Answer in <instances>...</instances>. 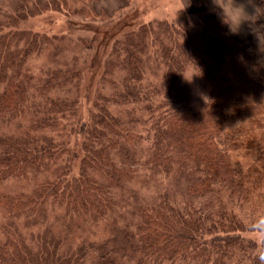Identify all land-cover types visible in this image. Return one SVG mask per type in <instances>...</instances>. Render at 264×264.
<instances>
[{
    "label": "trees",
    "instance_id": "1",
    "mask_svg": "<svg viewBox=\"0 0 264 264\" xmlns=\"http://www.w3.org/2000/svg\"><path fill=\"white\" fill-rule=\"evenodd\" d=\"M5 2L0 264H260L264 238L244 233L264 217L249 199L264 163L239 167L216 100L195 101L177 85L188 65L199 80L227 81L224 66L239 82L259 77L218 17L203 21L202 45L192 46L188 22L125 13L83 32L73 9L66 32L50 35L20 25L64 0ZM43 53L33 73L27 60ZM12 179L30 186L3 189ZM89 221H102L105 235L75 242Z\"/></svg>",
    "mask_w": 264,
    "mask_h": 264
},
{
    "label": "rangeland",
    "instance_id": "2",
    "mask_svg": "<svg viewBox=\"0 0 264 264\" xmlns=\"http://www.w3.org/2000/svg\"><path fill=\"white\" fill-rule=\"evenodd\" d=\"M264 1V0H263ZM14 0H12V3ZM186 0H64L61 10L46 9L43 12L30 16L21 23L22 28H30L32 31H39L47 34L64 33L68 26V14L76 9L75 15L69 16L72 25L81 27L83 32L85 25H96L103 21L117 20L118 16L125 13L137 15L139 20L145 22H165L178 26L182 21L188 22L189 31L187 34V45L201 46L202 37L207 33L203 21H209L215 17L221 21L218 15L219 10L207 5L205 0H190V4L177 12ZM5 0L0 1L4 5ZM258 7H264V3L259 0ZM5 8V7H4ZM249 12L254 11L249 7ZM183 17V20L180 18ZM24 26V27H23ZM224 31L234 41L240 44V54L243 62L250 61L258 66L259 77H253L248 82H239L233 78L228 68L224 66L221 71H225L228 80L223 83L210 80H199L197 70L194 65L186 66L182 77L177 81L181 88L186 87L191 90L195 101L213 98L219 108V116L222 122V139L224 147L229 151L232 160L241 168L257 167L264 163V109L256 113L253 106L256 100H260L263 91L259 82L264 81V15L259 16L252 25L244 24L239 34H231L227 25L223 24ZM205 29L204 31L202 29ZM45 53V52H44ZM30 56L27 66L33 73H38L42 66L48 61L45 54ZM93 53V52H92ZM249 60V61H248ZM258 79L259 81H256ZM225 87L228 89L225 90ZM210 93V94H209ZM226 135H233L236 140L234 146H228ZM262 172V171H261ZM253 190L250 201L256 203V207L264 212V174L259 176L253 173ZM261 185L257 186V182ZM30 182H19L10 180L2 184V188L9 192L16 193L27 190ZM181 194V190H177ZM183 194V192H182ZM148 197H151L147 195ZM60 209L53 211L54 214ZM256 217V214H254ZM78 222L82 223L79 219ZM56 228L59 229L56 223ZM82 228L75 232L73 240L94 239L100 234L105 235L102 221L98 224L93 222L83 223ZM247 237L257 241L262 237L256 230L244 233Z\"/></svg>",
    "mask_w": 264,
    "mask_h": 264
},
{
    "label": "clouds",
    "instance_id": "3",
    "mask_svg": "<svg viewBox=\"0 0 264 264\" xmlns=\"http://www.w3.org/2000/svg\"><path fill=\"white\" fill-rule=\"evenodd\" d=\"M189 4L190 0H186L177 12ZM213 5L214 8L219 9L218 15L221 22L227 25L231 34H239L244 24L252 25L259 16L264 15V7H256L253 0H213ZM249 7H252L254 11L249 12ZM261 222H264V217L258 221L256 230L264 237V225ZM258 259L260 264H264V255H260Z\"/></svg>",
    "mask_w": 264,
    "mask_h": 264
},
{
    "label": "crops",
    "instance_id": "4",
    "mask_svg": "<svg viewBox=\"0 0 264 264\" xmlns=\"http://www.w3.org/2000/svg\"><path fill=\"white\" fill-rule=\"evenodd\" d=\"M205 2H206L207 5L209 4L211 7H214L213 0H205ZM253 3L255 4L256 7L260 6L259 5V0H253ZM248 9H250V8H248ZM251 9H253V8L251 7Z\"/></svg>",
    "mask_w": 264,
    "mask_h": 264
}]
</instances>
